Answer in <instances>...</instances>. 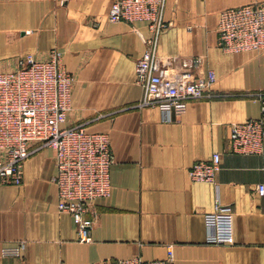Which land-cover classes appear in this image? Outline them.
<instances>
[{"label":"crops","instance_id":"1","mask_svg":"<svg viewBox=\"0 0 264 264\" xmlns=\"http://www.w3.org/2000/svg\"><path fill=\"white\" fill-rule=\"evenodd\" d=\"M255 0H166L169 23L157 37L161 58L199 57L194 70L215 80L208 95L187 101L181 116L162 119L140 107L135 62L153 31L145 21L110 22L113 0H0V71L19 56L45 59L59 50L73 76L64 126L83 124L109 138L110 195L84 214L90 241L79 242L68 213L58 212L54 152L41 149L23 164L20 185H0V264H118L140 257L171 264H264V140L261 154L231 152L233 124L257 119L264 92V49L228 52L217 31L221 8ZM264 1V0H259ZM221 160L214 183L192 182L188 171ZM216 195L233 213V241L208 245L204 216ZM23 243L19 256L2 251Z\"/></svg>","mask_w":264,"mask_h":264},{"label":"built area","instance_id":"2","mask_svg":"<svg viewBox=\"0 0 264 264\" xmlns=\"http://www.w3.org/2000/svg\"><path fill=\"white\" fill-rule=\"evenodd\" d=\"M166 0H113L108 10L110 22L145 21L153 38L135 62V82L142 87L140 107L156 106L162 119L181 116L187 101L208 95L215 80L212 70L198 76L194 70L199 57L161 58L156 53L158 35L169 23L163 19ZM219 40L228 52L264 49V2L255 0L220 9L217 21ZM73 76L62 62L59 50L52 49L45 59L33 54L19 56L16 66L0 71V185H20L23 164L41 149L54 152L58 190L57 211L68 213L77 229L79 242L90 241L92 219L84 214L99 198L110 195V167L113 156L109 138L103 133H88L83 124L64 126L70 106ZM260 115L230 129L231 152L261 154L264 140V92L258 94ZM220 154L213 153L207 162L192 165V182L214 183ZM264 194V184L257 185ZM208 245H226L233 241V213L216 195L213 211L204 216ZM24 248L4 249L2 255L17 257ZM172 247L166 248L163 260L144 261L132 257L118 264H171Z\"/></svg>","mask_w":264,"mask_h":264},{"label":"rangeland","instance_id":"3","mask_svg":"<svg viewBox=\"0 0 264 264\" xmlns=\"http://www.w3.org/2000/svg\"><path fill=\"white\" fill-rule=\"evenodd\" d=\"M264 2V1H263Z\"/></svg>","mask_w":264,"mask_h":264}]
</instances>
